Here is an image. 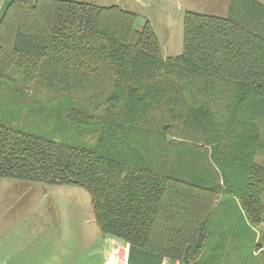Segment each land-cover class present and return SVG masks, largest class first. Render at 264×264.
<instances>
[{
	"label": "trees",
	"instance_id": "16d2710c",
	"mask_svg": "<svg viewBox=\"0 0 264 264\" xmlns=\"http://www.w3.org/2000/svg\"><path fill=\"white\" fill-rule=\"evenodd\" d=\"M137 17L118 4L6 0L0 178L82 187L102 235L208 264L220 200L263 220L264 3L186 11L175 56ZM13 70L19 91L5 81Z\"/></svg>",
	"mask_w": 264,
	"mask_h": 264
},
{
	"label": "rangeland",
	"instance_id": "374dc122",
	"mask_svg": "<svg viewBox=\"0 0 264 264\" xmlns=\"http://www.w3.org/2000/svg\"><path fill=\"white\" fill-rule=\"evenodd\" d=\"M79 1L98 5L118 4L136 11L137 27H141L145 20L150 21L164 57L175 56L182 50L183 18L186 11L223 16L229 3V0ZM260 1L264 3V0ZM3 2L5 0H0V6ZM5 81L10 88L17 91L22 89L21 75L16 70L11 71ZM74 137L78 144L92 143L90 136ZM217 205L219 207L208 224L209 236L202 258L208 264H264V214L259 225H251L231 196H225ZM41 220L51 223L52 227L57 223L61 227L59 237H75L79 255L86 253V239L99 233L86 189L73 185H47L0 178V255L6 252L18 254L23 248H29L25 251L33 253L35 244L41 245L56 237V232L49 233V229L37 228L34 222Z\"/></svg>",
	"mask_w": 264,
	"mask_h": 264
},
{
	"label": "crops",
	"instance_id": "0c3cea01",
	"mask_svg": "<svg viewBox=\"0 0 264 264\" xmlns=\"http://www.w3.org/2000/svg\"><path fill=\"white\" fill-rule=\"evenodd\" d=\"M5 2L1 4L0 10ZM34 223L37 228L51 230L49 233L56 232V237H52L47 243L35 244L33 253L25 251L29 248H23L18 254L6 252L5 255H0V264H180L178 260L170 259L159 252L104 236L100 229L95 237L86 239V253L79 255L77 239L70 235L59 237L61 227L57 223L55 227L42 220Z\"/></svg>",
	"mask_w": 264,
	"mask_h": 264
},
{
	"label": "built area",
	"instance_id": "2783aa9c",
	"mask_svg": "<svg viewBox=\"0 0 264 264\" xmlns=\"http://www.w3.org/2000/svg\"><path fill=\"white\" fill-rule=\"evenodd\" d=\"M163 264H166L165 262Z\"/></svg>",
	"mask_w": 264,
	"mask_h": 264
}]
</instances>
